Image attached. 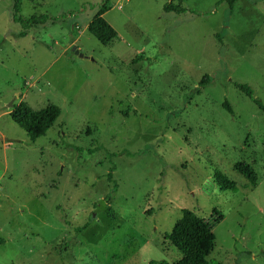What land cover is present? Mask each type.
Segmentation results:
<instances>
[{
	"label": "rangeland",
	"instance_id": "rangeland-1",
	"mask_svg": "<svg viewBox=\"0 0 264 264\" xmlns=\"http://www.w3.org/2000/svg\"><path fill=\"white\" fill-rule=\"evenodd\" d=\"M109 1L104 45L103 0H22L48 17L25 31L0 0V264H174L183 210L209 263L264 264V1ZM21 101L60 109L44 136L14 123Z\"/></svg>",
	"mask_w": 264,
	"mask_h": 264
},
{
	"label": "trees",
	"instance_id": "trees-1",
	"mask_svg": "<svg viewBox=\"0 0 264 264\" xmlns=\"http://www.w3.org/2000/svg\"><path fill=\"white\" fill-rule=\"evenodd\" d=\"M169 1V0H168ZM238 0H220L226 3L231 9ZM252 2L264 0H247ZM12 2V21L19 24L22 29L28 30L36 26L44 25L48 17L45 15H32L29 19L23 20L19 14L21 12L22 0H11ZM111 9L109 0H103L102 7L93 20L87 25V31L94 36L101 44H108L113 41L117 34L115 30L104 20L103 14ZM163 10L181 14L184 9L174 6L171 2L163 5ZM217 39L220 36L217 35ZM207 78L201 81V85L206 84ZM237 90L246 98L251 100L260 110L262 106L260 102L253 97V91L248 85L235 84ZM223 107L232 113L228 103H224ZM60 115V109L52 104H47L40 110H32L25 102L21 101L13 108V121L26 134L34 137L44 136L46 132L54 125ZM117 155H114V157ZM235 171L245 177L251 185L255 184L256 175L253 168L245 163H238L234 166ZM110 177V176H109ZM233 190L232 188H229ZM88 224L83 227L76 228V232H82ZM214 234L208 223L196 216L193 212L183 210L178 223L165 236L171 246H173L181 255L180 259L174 264H220L209 263L207 257L212 251ZM4 240L0 238V245Z\"/></svg>",
	"mask_w": 264,
	"mask_h": 264
},
{
	"label": "water",
	"instance_id": "water-1",
	"mask_svg": "<svg viewBox=\"0 0 264 264\" xmlns=\"http://www.w3.org/2000/svg\"><path fill=\"white\" fill-rule=\"evenodd\" d=\"M75 50V48L73 49V51ZM75 54H78V52H75ZM79 57H82V55H79Z\"/></svg>",
	"mask_w": 264,
	"mask_h": 264
},
{
	"label": "crops",
	"instance_id": "crops-1",
	"mask_svg": "<svg viewBox=\"0 0 264 264\" xmlns=\"http://www.w3.org/2000/svg\"><path fill=\"white\" fill-rule=\"evenodd\" d=\"M88 25V24H87ZM74 43V42H73Z\"/></svg>",
	"mask_w": 264,
	"mask_h": 264
}]
</instances>
